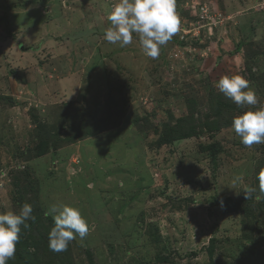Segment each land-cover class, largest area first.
Here are the masks:
<instances>
[{
  "label": "rangeland",
  "instance_id": "obj_1",
  "mask_svg": "<svg viewBox=\"0 0 264 264\" xmlns=\"http://www.w3.org/2000/svg\"><path fill=\"white\" fill-rule=\"evenodd\" d=\"M116 3L0 0V213L29 203L28 233L46 247L53 205L78 208L90 229L63 252L31 246L24 264H264V144L231 127L264 107V0H175L180 30L157 59L136 34L125 47L104 39ZM233 74L257 105L228 98L217 130L160 143L190 106L197 125L212 92L227 99L215 84ZM228 196L243 209L224 213Z\"/></svg>",
  "mask_w": 264,
  "mask_h": 264
},
{
  "label": "clouds",
  "instance_id": "obj_2",
  "mask_svg": "<svg viewBox=\"0 0 264 264\" xmlns=\"http://www.w3.org/2000/svg\"><path fill=\"white\" fill-rule=\"evenodd\" d=\"M107 19L111 25L104 34L107 42L125 47L133 43L136 34L144 54L152 59L159 57L161 48L179 32L181 23L175 11V0H118ZM215 87L238 106L258 104L249 81L240 74L222 76ZM231 127L243 145L264 144V107L246 110L235 116ZM257 179L259 191L264 193V170L258 173ZM242 180L240 176L235 177L230 187L236 189ZM242 191L248 200L256 189L245 186ZM32 213L29 203H24L18 212L0 213V264H7L14 258L21 226L27 228L29 225L26 221L35 219ZM48 214L54 219V226L48 234V246L53 252L66 251L77 236L83 240L89 234V225L76 207L53 205Z\"/></svg>",
  "mask_w": 264,
  "mask_h": 264
},
{
  "label": "trees",
  "instance_id": "obj_3",
  "mask_svg": "<svg viewBox=\"0 0 264 264\" xmlns=\"http://www.w3.org/2000/svg\"><path fill=\"white\" fill-rule=\"evenodd\" d=\"M209 96V110L205 112L204 118H202L197 125L193 121L196 120L197 113L198 116H200L199 111L193 110V107L190 106L189 116L178 119V121H176L172 125L167 126L164 135L159 140L160 143L171 142L174 139H181L186 136H193L203 131L211 132L217 130L222 124V121L226 117V115H229L236 106L235 104L231 103L228 98L223 100L220 96L213 92ZM43 141H45V139ZM40 148L42 149L43 146H40ZM203 148L208 149L211 154H216L218 151L216 142L209 143L203 146ZM242 203L243 202L241 200H236L232 196H228L223 200V206H221V209L224 213L237 212L243 209L244 205ZM45 217L48 221L47 226L53 227V216L46 214ZM27 224H29V226H32L34 223L28 221ZM29 226L25 228V230L23 229V233L20 235V239L16 244V259H10L7 264H15V261H22L21 263L24 264L23 260H25V257L28 260V255L24 252H27L28 248H30L31 246L50 251L49 246L46 247V244L43 241V236L37 238L28 233V228H30ZM215 241L216 238H212L210 240L209 246L207 247V252L210 256H213L215 252ZM160 259L167 260L168 258L163 257Z\"/></svg>",
  "mask_w": 264,
  "mask_h": 264
},
{
  "label": "built area",
  "instance_id": "obj_4",
  "mask_svg": "<svg viewBox=\"0 0 264 264\" xmlns=\"http://www.w3.org/2000/svg\"><path fill=\"white\" fill-rule=\"evenodd\" d=\"M204 11H206V9H204Z\"/></svg>",
  "mask_w": 264,
  "mask_h": 264
}]
</instances>
